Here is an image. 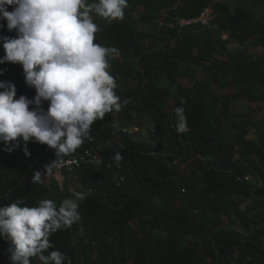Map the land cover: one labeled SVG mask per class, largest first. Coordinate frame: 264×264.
Wrapping results in <instances>:
<instances>
[{
	"label": "trees",
	"instance_id": "16d2710c",
	"mask_svg": "<svg viewBox=\"0 0 264 264\" xmlns=\"http://www.w3.org/2000/svg\"><path fill=\"white\" fill-rule=\"evenodd\" d=\"M250 1L128 0L123 19L92 14L96 42L114 50L108 71L122 108L95 122L77 149L98 151L102 163L77 172L78 192L87 193L80 218L50 237L48 252L59 250L65 264H264V55L251 51L264 50V20L252 9L264 0L252 7ZM208 7L216 14L211 29L177 32L156 24L162 16L195 18ZM3 23L0 37L16 36ZM0 69V82L14 83L17 98L35 97L20 64ZM180 98L184 133L175 128ZM239 103L249 111L236 114ZM132 125L155 128L147 139L117 134ZM27 147L30 156L23 141L12 152L0 142V206L21 198L59 206L70 196L53 182L54 170L43 184L33 183L36 171L46 172L47 146ZM117 172L126 178L121 187ZM14 251L0 235V262L14 264Z\"/></svg>",
	"mask_w": 264,
	"mask_h": 264
},
{
	"label": "clouds",
	"instance_id": "9594fccd",
	"mask_svg": "<svg viewBox=\"0 0 264 264\" xmlns=\"http://www.w3.org/2000/svg\"><path fill=\"white\" fill-rule=\"evenodd\" d=\"M127 4L128 0H0V29L6 21L7 30L16 32L14 37H0L5 50L0 64H20L26 84L36 90L33 99L24 95L17 98L14 83L0 82V142L6 151L12 152L23 141L26 156L31 155L27 147L30 141L47 146L46 172L36 171L33 183L43 184L65 156L86 151L77 149L89 137L93 124L102 121L107 113L122 108L121 98L115 91L117 82L108 71L114 50L96 42L98 25L92 14L105 19H123ZM159 20L156 24L160 30L163 28ZM3 74L4 70L0 69V75ZM44 102L48 103L47 110ZM185 103L180 98V106L174 109L177 133L187 131ZM136 126L144 128L146 135L125 134L123 130L130 126L118 129L117 134L147 139L150 130L155 128ZM54 150L58 159L50 164ZM122 160L121 153H115L117 166ZM122 169L118 167L119 171ZM78 171L65 175L64 189L54 180V173L52 180L66 193L67 183L72 185L77 180ZM125 179L119 172L114 176L118 187ZM86 195L74 192L59 206L51 199H42L30 206L22 198L0 206V235L15 246L10 257L14 264H32V258H38L41 264H65L66 257L59 250L48 252L53 247L50 237L79 220L78 209Z\"/></svg>",
	"mask_w": 264,
	"mask_h": 264
},
{
	"label": "built area",
	"instance_id": "2783aa9c",
	"mask_svg": "<svg viewBox=\"0 0 264 264\" xmlns=\"http://www.w3.org/2000/svg\"><path fill=\"white\" fill-rule=\"evenodd\" d=\"M215 11L213 8L205 9L198 17L195 18H175L167 21L165 18H161L158 23L160 28L167 27L171 31L183 32L187 29H193L197 32L198 29H211L215 21ZM125 134L130 135H146V130L140 126H130L123 130ZM56 150L53 151V155L49 158L50 164L57 160ZM101 162V156L99 152L94 149H89L84 152H74L63 158V161L55 167L54 180L59 184L61 189H64L65 175L67 173H73L82 169L83 167H90L94 164ZM249 176L247 179H251Z\"/></svg>",
	"mask_w": 264,
	"mask_h": 264
},
{
	"label": "rangeland",
	"instance_id": "374dc122",
	"mask_svg": "<svg viewBox=\"0 0 264 264\" xmlns=\"http://www.w3.org/2000/svg\"><path fill=\"white\" fill-rule=\"evenodd\" d=\"M215 1L217 2V1H222V0H215ZM249 4L252 7L253 0L250 1ZM252 9H253V11L255 12V14L259 18H261L262 20H264V7H262V8H254V7H252ZM2 47H3V44H2V42H0V48H2ZM251 51L253 53H261L262 55H264V50H261L260 48H254V47H252L251 48ZM199 78H200V81H202V82H205V80H207V76L204 73H202V72L199 73ZM181 82H182L183 85H188L189 84V82H187V81H185V82L181 81ZM189 85L191 86L192 84L190 83ZM249 108H250L249 105H242L241 103H239L235 107L234 112L236 114H240L242 112L249 111ZM255 110H258V108H256ZM260 111L262 112V117L260 115L261 113L258 115V117H261V119H262V118H264V107H261V110ZM258 112H259V110H258ZM263 121H264V119H263ZM81 187H82V183L80 181L76 180L71 185V187L68 188V194H69V196L71 197L74 192H78L81 189ZM4 260H5L4 255H0V261H4ZM2 263H4V262H0V264H2Z\"/></svg>",
	"mask_w": 264,
	"mask_h": 264
}]
</instances>
